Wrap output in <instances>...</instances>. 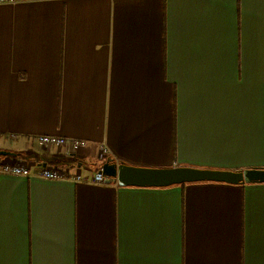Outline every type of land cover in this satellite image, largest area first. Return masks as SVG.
I'll list each match as a JSON object with an SVG mask.
<instances>
[{
    "label": "crops",
    "instance_id": "0c3cea01",
    "mask_svg": "<svg viewBox=\"0 0 264 264\" xmlns=\"http://www.w3.org/2000/svg\"><path fill=\"white\" fill-rule=\"evenodd\" d=\"M0 150L87 179L264 168V0H0ZM0 264H264V182L0 174Z\"/></svg>",
    "mask_w": 264,
    "mask_h": 264
},
{
    "label": "water",
    "instance_id": "95a60500",
    "mask_svg": "<svg viewBox=\"0 0 264 264\" xmlns=\"http://www.w3.org/2000/svg\"><path fill=\"white\" fill-rule=\"evenodd\" d=\"M12 153L0 150V156ZM101 172L105 181L117 182L119 185L166 187L198 181H216L227 183L264 182V168H246L239 171L214 170L177 166L170 168H145L128 166L113 162L107 158Z\"/></svg>",
    "mask_w": 264,
    "mask_h": 264
},
{
    "label": "built area",
    "instance_id": "2783aa9c",
    "mask_svg": "<svg viewBox=\"0 0 264 264\" xmlns=\"http://www.w3.org/2000/svg\"><path fill=\"white\" fill-rule=\"evenodd\" d=\"M35 141L38 145L41 146H66L70 149V151H77L81 148L87 147L88 145V142H86L85 140L53 135H38L36 136ZM106 155L107 149L103 144H100L98 157L100 159H104ZM0 174H10L16 176H36L48 180H73L75 182H90L96 185H102L106 183L101 169L96 171L90 179H87L81 177L80 175H70L67 171L61 170L57 167H39L35 171H31L25 164L9 161L0 162Z\"/></svg>",
    "mask_w": 264,
    "mask_h": 264
}]
</instances>
